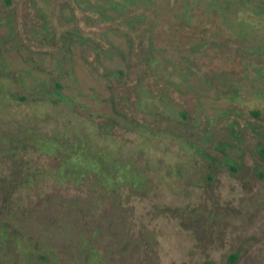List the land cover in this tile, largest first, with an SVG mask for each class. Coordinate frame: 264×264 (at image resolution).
Wrapping results in <instances>:
<instances>
[{"label": "rangeland", "instance_id": "1", "mask_svg": "<svg viewBox=\"0 0 264 264\" xmlns=\"http://www.w3.org/2000/svg\"><path fill=\"white\" fill-rule=\"evenodd\" d=\"M0 264H264V0H0Z\"/></svg>", "mask_w": 264, "mask_h": 264}]
</instances>
